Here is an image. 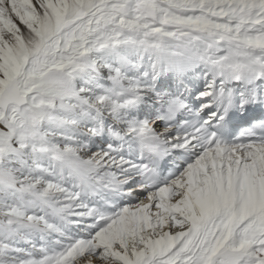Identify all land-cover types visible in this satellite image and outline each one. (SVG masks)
<instances>
[{
  "label": "snow or ice",
  "instance_id": "obj_1",
  "mask_svg": "<svg viewBox=\"0 0 264 264\" xmlns=\"http://www.w3.org/2000/svg\"><path fill=\"white\" fill-rule=\"evenodd\" d=\"M0 264H264V0H0Z\"/></svg>",
  "mask_w": 264,
  "mask_h": 264
}]
</instances>
